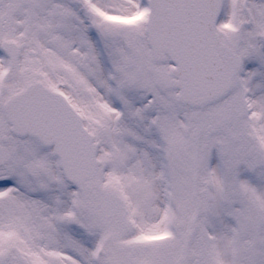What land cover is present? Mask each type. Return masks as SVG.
I'll use <instances>...</instances> for the list:
<instances>
[{
    "label": "snow or ice",
    "instance_id": "obj_1",
    "mask_svg": "<svg viewBox=\"0 0 264 264\" xmlns=\"http://www.w3.org/2000/svg\"><path fill=\"white\" fill-rule=\"evenodd\" d=\"M0 264H264V0H0Z\"/></svg>",
    "mask_w": 264,
    "mask_h": 264
}]
</instances>
